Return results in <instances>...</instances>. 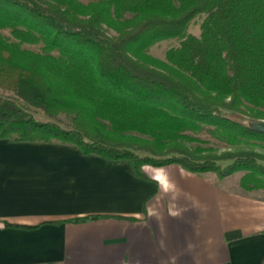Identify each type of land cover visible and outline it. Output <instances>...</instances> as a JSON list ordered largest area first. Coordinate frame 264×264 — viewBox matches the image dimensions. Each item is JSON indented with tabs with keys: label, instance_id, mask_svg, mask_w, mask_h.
<instances>
[{
	"label": "trees",
	"instance_id": "16d2710c",
	"mask_svg": "<svg viewBox=\"0 0 264 264\" xmlns=\"http://www.w3.org/2000/svg\"><path fill=\"white\" fill-rule=\"evenodd\" d=\"M201 15V37L186 36ZM0 27L20 43L43 39L60 53H36L0 35V90L50 119L75 115L67 129L0 97V139L74 145L84 155L127 161L144 179L147 165L219 178L243 171L244 190L264 189V153L198 155L181 142L210 127L232 146L264 148V133L253 128L264 121V0H0ZM170 39L182 41L166 61L146 53ZM100 121L113 132L101 131ZM127 132L146 136L135 140L150 155L117 140ZM223 161L232 163L223 168Z\"/></svg>",
	"mask_w": 264,
	"mask_h": 264
},
{
	"label": "crops",
	"instance_id": "0c3cea01",
	"mask_svg": "<svg viewBox=\"0 0 264 264\" xmlns=\"http://www.w3.org/2000/svg\"><path fill=\"white\" fill-rule=\"evenodd\" d=\"M143 171L0 139V264H262L264 189L244 190L238 172Z\"/></svg>",
	"mask_w": 264,
	"mask_h": 264
},
{
	"label": "rangeland",
	"instance_id": "374dc122",
	"mask_svg": "<svg viewBox=\"0 0 264 264\" xmlns=\"http://www.w3.org/2000/svg\"><path fill=\"white\" fill-rule=\"evenodd\" d=\"M82 3L88 4L94 0H80ZM206 19V15H201L196 17L188 26L186 36H195V37H201L202 34V25ZM103 30L105 33L114 38L118 36V33L106 28L105 26L103 27ZM0 35L3 36L5 39H7L10 42L18 43L22 48L36 52V53H41V54H46L50 52L52 55L59 57L60 53L58 50H53L50 49L46 43L45 40L41 39L38 43L36 44H29V43H20L17 39L14 38L12 35V29L9 27H0ZM181 39H170V40H164L160 42H156L155 44L151 45L147 50L146 53L151 55L154 58H157L159 60L166 61L167 60V55L169 51L172 49H175L180 46L181 44ZM0 97L3 98H9L14 101H16L20 106H22L24 109H27L30 111L37 120L45 122V121H54L57 122L60 126L63 128L67 129H72L75 127V122L74 114H66L62 113L59 114V116L55 119H50L46 114L43 112L31 108L27 106L22 100H20L14 93L11 92H6V91H1L0 90ZM228 115L234 118H240L241 116L233 113V112H228ZM100 124L103 126V131L104 129L113 132V129L110 127L109 123L100 121ZM213 128L210 127H203L200 128L194 132L188 131L185 133V135L190 136L193 140L191 141H181L186 144V146L191 149L192 151H195L198 155H207V154H217L221 155L227 152H238L243 149H249L253 148L256 151H259L261 153H264V148L261 147H248V146H232L228 142L216 137L213 133ZM135 137H142L137 133H125L119 136L117 140L119 141H127L130 145H133L134 149L136 150V153L140 156H146L150 155L149 152L145 151V144L141 142H136ZM134 138V139H133ZM147 137H142V139ZM232 161H223L220 162V165L223 168L228 167ZM240 175H244L246 172L240 171L238 172Z\"/></svg>",
	"mask_w": 264,
	"mask_h": 264
},
{
	"label": "water",
	"instance_id": "95a60500",
	"mask_svg": "<svg viewBox=\"0 0 264 264\" xmlns=\"http://www.w3.org/2000/svg\"><path fill=\"white\" fill-rule=\"evenodd\" d=\"M253 128L259 132H262L264 133V121H261V122H258V123H255Z\"/></svg>",
	"mask_w": 264,
	"mask_h": 264
}]
</instances>
